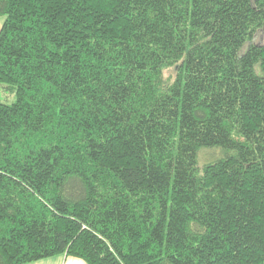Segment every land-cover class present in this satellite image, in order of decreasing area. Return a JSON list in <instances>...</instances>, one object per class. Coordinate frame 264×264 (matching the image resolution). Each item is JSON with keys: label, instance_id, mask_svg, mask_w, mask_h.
Masks as SVG:
<instances>
[{"label": "trees", "instance_id": "1", "mask_svg": "<svg viewBox=\"0 0 264 264\" xmlns=\"http://www.w3.org/2000/svg\"><path fill=\"white\" fill-rule=\"evenodd\" d=\"M0 19V264H264V0Z\"/></svg>", "mask_w": 264, "mask_h": 264}, {"label": "crops", "instance_id": "2", "mask_svg": "<svg viewBox=\"0 0 264 264\" xmlns=\"http://www.w3.org/2000/svg\"><path fill=\"white\" fill-rule=\"evenodd\" d=\"M0 28H1V19H0ZM27 264H86V263L80 258L67 256L65 254H60Z\"/></svg>", "mask_w": 264, "mask_h": 264}, {"label": "rangeland", "instance_id": "3", "mask_svg": "<svg viewBox=\"0 0 264 264\" xmlns=\"http://www.w3.org/2000/svg\"><path fill=\"white\" fill-rule=\"evenodd\" d=\"M164 75L166 77L167 76H173L174 75V69L173 68L166 69L164 71ZM205 152H207L206 149H204L202 152L199 153V155H198L199 164H203V163L207 162L208 160L212 159V157L209 154H206Z\"/></svg>", "mask_w": 264, "mask_h": 264}]
</instances>
